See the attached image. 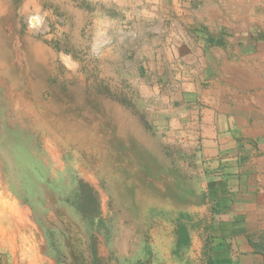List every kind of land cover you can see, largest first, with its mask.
<instances>
[{
  "label": "crops",
  "instance_id": "0c3cea01",
  "mask_svg": "<svg viewBox=\"0 0 264 264\" xmlns=\"http://www.w3.org/2000/svg\"><path fill=\"white\" fill-rule=\"evenodd\" d=\"M76 4L100 74L137 100L197 194L106 247L97 224L82 232L80 198L53 199L44 237L0 194V264H264V0H69L70 20ZM107 201L95 198L101 222Z\"/></svg>",
  "mask_w": 264,
  "mask_h": 264
},
{
  "label": "rangeland",
  "instance_id": "374dc122",
  "mask_svg": "<svg viewBox=\"0 0 264 264\" xmlns=\"http://www.w3.org/2000/svg\"><path fill=\"white\" fill-rule=\"evenodd\" d=\"M69 6L0 0V194L33 207L44 237L53 199L80 198L82 232L97 224L106 247L110 231L147 234L162 205L183 208L197 193L162 156L137 100L100 74L78 4L71 20ZM99 192L108 198L102 222Z\"/></svg>",
  "mask_w": 264,
  "mask_h": 264
},
{
  "label": "trees",
  "instance_id": "16d2710c",
  "mask_svg": "<svg viewBox=\"0 0 264 264\" xmlns=\"http://www.w3.org/2000/svg\"><path fill=\"white\" fill-rule=\"evenodd\" d=\"M32 209H33V207H32ZM36 209H37V208H36ZM34 211H35V213H36V210H34ZM35 217L37 218V215H35ZM39 219H40V217H39ZM69 237H70V236H68L67 238L69 239ZM68 241L70 242L71 240H68ZM73 241H77V239H74ZM178 243H179V244H183V243H185V237H184V236H182V237L180 236V237L178 238ZM69 247H73V246L69 245V243H68V248H69ZM90 250L93 252V249H92V248H90ZM80 253H81V251H80ZM80 253H79V255H80V256H83V254H82V253L80 254ZM74 257H75V256H74ZM77 257H78V254H77ZM77 264H78V263H77ZM92 264H96V263L93 262Z\"/></svg>",
  "mask_w": 264,
  "mask_h": 264
},
{
  "label": "flooded vegetation",
  "instance_id": "af4514ba",
  "mask_svg": "<svg viewBox=\"0 0 264 264\" xmlns=\"http://www.w3.org/2000/svg\"><path fill=\"white\" fill-rule=\"evenodd\" d=\"M1 55V54H0ZM3 57L0 56V67H3V69L5 68V65H4V61H3ZM3 65V66H2Z\"/></svg>",
  "mask_w": 264,
  "mask_h": 264
}]
</instances>
